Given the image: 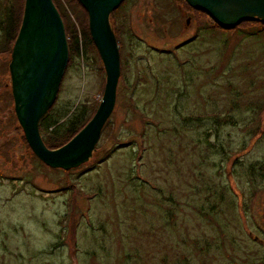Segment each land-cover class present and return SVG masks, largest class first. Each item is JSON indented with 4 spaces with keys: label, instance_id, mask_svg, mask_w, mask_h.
Here are the masks:
<instances>
[{
    "label": "rangeland",
    "instance_id": "rangeland-1",
    "mask_svg": "<svg viewBox=\"0 0 264 264\" xmlns=\"http://www.w3.org/2000/svg\"><path fill=\"white\" fill-rule=\"evenodd\" d=\"M58 1L79 32L85 7ZM113 13L117 102L78 167L34 153L15 111L12 53H0V264H264L260 23L224 28L186 0H125ZM105 85L88 45L56 102L96 108Z\"/></svg>",
    "mask_w": 264,
    "mask_h": 264
},
{
    "label": "water",
    "instance_id": "water-1",
    "mask_svg": "<svg viewBox=\"0 0 264 264\" xmlns=\"http://www.w3.org/2000/svg\"><path fill=\"white\" fill-rule=\"evenodd\" d=\"M89 17V30L106 71L102 100L92 119L66 144L48 147L40 121L57 100L69 62L63 18L53 0H26L22 25L10 63L15 111L34 153L48 166L71 169L92 156L117 102L121 51L110 17L125 0H79ZM221 25L264 21V0H186Z\"/></svg>",
    "mask_w": 264,
    "mask_h": 264
},
{
    "label": "trees",
    "instance_id": "trees-1",
    "mask_svg": "<svg viewBox=\"0 0 264 264\" xmlns=\"http://www.w3.org/2000/svg\"><path fill=\"white\" fill-rule=\"evenodd\" d=\"M53 1L57 6L65 24L70 53L69 61L73 62L74 55L80 56L81 53L88 48V45L95 46L89 30L88 15H86V25L82 28L80 27L79 32L77 28L75 31H72L59 1ZM77 3L79 2L77 1ZM24 7L25 0H0V53H12L14 43L22 25ZM113 15L114 13L111 14V16ZM257 22H259L261 26L257 32L262 33V31H264V22L259 20ZM118 29L119 27L116 30L117 32ZM97 108L98 106L96 108H91V106H88L87 104H80L68 108L66 106L61 107L58 105V102H55L40 121L41 133H46L48 136L42 135L46 145L50 148H58L66 144L92 119L97 111ZM106 125L104 129L106 128ZM213 208H216V205H214ZM213 208L212 210L214 211ZM172 215L173 213L169 214L170 218ZM212 215L213 213L209 210L207 215L209 216L208 218H211ZM217 238L219 239V237ZM218 242L216 241L219 247L223 248L225 246V241L223 239H219ZM198 248L204 253L207 249V245L204 244L203 249V247L198 243Z\"/></svg>",
    "mask_w": 264,
    "mask_h": 264
}]
</instances>
